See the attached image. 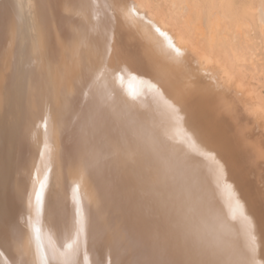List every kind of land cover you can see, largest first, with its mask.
<instances>
[{
  "label": "bare ground",
  "instance_id": "obj_1",
  "mask_svg": "<svg viewBox=\"0 0 264 264\" xmlns=\"http://www.w3.org/2000/svg\"><path fill=\"white\" fill-rule=\"evenodd\" d=\"M26 1L22 36L54 31L41 28L42 43L0 94V264H57L55 242L68 241L73 216L85 264H129L137 253L159 264L144 244L156 209L172 263L264 264V105L251 97L244 107L236 90L245 83L235 87L231 69L218 76L223 58L213 51L234 0H169L210 51L142 0ZM10 2L0 4L5 21L15 18ZM255 10L264 26V0ZM241 17L238 28L253 25ZM88 119L105 127L111 153L85 135ZM39 158L40 186L20 218L17 180L27 189ZM117 218L136 255L113 232ZM16 234L25 253L10 251Z\"/></svg>",
  "mask_w": 264,
  "mask_h": 264
},
{
  "label": "rangeland",
  "instance_id": "obj_2",
  "mask_svg": "<svg viewBox=\"0 0 264 264\" xmlns=\"http://www.w3.org/2000/svg\"><path fill=\"white\" fill-rule=\"evenodd\" d=\"M10 1L9 0H3V1L0 0V4L4 3V2L9 4V2H10V4L12 3V6H15L13 8L14 9V15H12V16H15V18L14 17H12V18L8 17V19H6V21H5V19L3 18L4 19L3 20L2 17L0 16V18L3 20V22L0 21L1 22L0 24L7 26V27H5L6 31H5L4 27L0 26V31H1L0 37H2L4 34L7 35L6 44L3 45V48L0 47V68H3V69L5 68L4 69L5 71L0 70L2 72V73L0 72L1 73L0 75H3L2 76L3 78L0 76L2 78V79L0 78V80H1L0 86H1V84L3 86V87L2 86L0 87L1 89L3 88V90H0L1 95L3 94L4 89H6L10 85H12L13 82H15L18 79L19 71H20V64L24 63L25 60L30 57L32 44L39 46L42 43L41 42V35H44V33H45L44 30H46V33H45L46 35H47V33H50V32L52 33V31H54L53 26L52 27L51 26H49V27L45 26L47 28H45L44 26L40 27V33L37 34L35 41L28 40L27 36H25V37H24V35L22 36V34L27 35V32H28L27 22L24 23V21H25L24 17L27 18L28 10H26V9L27 8L29 9L31 7L30 3L28 4V2L26 0L25 1L24 0H17V1L16 0H13V1L10 0ZM142 1H144V3H146L151 9H153V10L157 11L158 13L162 14L163 16H165L170 22H172L176 27L181 29L185 34L190 35V37L195 42H197L202 47H204L210 51L211 46L209 44L208 39L205 36L198 34V32L194 28V26L187 21L186 17L181 12L175 10V8L170 4L169 0H142ZM234 3H235V5L232 7L233 8V10H231L232 12L230 11L231 8L228 7L229 11H227V9L225 8V12L227 11V12H230L233 14V17H232L233 19H232V18H230L232 15L229 16L227 13V17L230 18L231 20H233L232 21L233 24H232L230 19H228L230 22L227 20V18H226V20L223 19L224 22L228 21L229 26L226 25V23H224V22L223 23L221 22V24H223V26L219 24L220 30L225 27L226 31L225 30L223 31V29H222L219 42L215 43L214 48H213L214 49L213 51L216 54L220 55L224 59V60L221 59L222 60L221 64L218 65V69H219L218 70V76L224 78L226 76H229L230 74L232 75V72L230 74L228 73L232 70L234 76L232 75L233 78L228 79V80L232 83H235L236 84L235 87L240 82L245 83V86H243V87L239 86L236 90L237 96L239 97V101L243 102L244 107L248 106L250 104V100H246V99H251V97H253L257 100H260L261 103L263 102L262 105H264V26L257 22V12H255L257 9L255 10V8L258 5V0H253V1L252 0H234ZM234 8H235V11H234ZM248 9H250L251 12ZM221 10L222 9H220V7L217 9L218 12ZM252 11H254V12H252ZM248 12H250L252 14H248ZM240 16H243V18L241 17L242 19L240 18L241 21L243 20V22H244L245 20L249 19L248 20L249 24L251 23L253 25H251V26L248 25L249 28H246V27H248L246 24V27L242 26V27L238 28L237 24H236V20ZM14 19H15V21H14ZM36 20L38 23V19H36ZM250 20H253V21H250ZM13 21L15 24L17 23L15 25L16 29L14 27ZM4 22H7V24L5 25ZM10 22H12V23H10ZM230 23L232 24V26L230 25ZM246 23H247V21H246ZM12 24H13V26H12ZM259 24L261 27L259 26ZM10 26H12L13 28ZM227 26H228V28H226ZM230 26H231V28H229ZM8 27L10 29H8ZM243 27H245V28H243ZM41 28H43L44 30H42ZM12 29L16 30V31L13 30L14 33H12L14 37L11 34V32H13ZM23 29H25V30H23ZM25 31H26V33H25ZM41 31H44V32L41 34ZM15 32H16V34H15ZM7 33L8 34L10 33V34L8 35ZM9 37H10V40H9ZM25 40H27V43ZM42 40H43V37H42ZM23 47H25V49ZM7 49H9V50L7 51ZM24 52H26L25 55L23 54ZM228 65H229V67H228ZM9 69L11 71H9ZM226 72H227V74H225ZM4 76H6V77L4 78ZM9 77H10V79H9ZM239 77L242 79H240ZM7 79H8V82L6 81ZM2 81H3V83H2ZM229 81H225V82H229ZM10 82H12V83H10ZM253 90H254V92L255 91L256 92L254 93ZM243 105H241V106H243ZM83 107H84L83 110L87 113L86 106L83 105ZM87 115H89V114L87 113ZM7 117L9 119V113H8ZM261 121H262L261 123H264V118ZM86 122L84 124V126H86V127H84V132H85V135L88 137V139L91 141V143L93 144L95 141L94 145L98 149H100L101 151L106 152V153H111L112 152L111 149L113 146H111V144L109 145V142L107 140L108 137H106L107 132H106L105 127L102 124H100L99 122L90 121V119H88V121H86ZM90 124L92 127L90 126ZM89 126H90V128H89ZM1 128L2 127H1V121H0V130H1ZM42 128H40V132H42L44 135V128H43V130H42ZM89 129H93V130L89 131ZM103 130L105 131V133L103 132ZM86 131H88L89 133ZM82 132H83V130H81L79 132L80 134H78V135H80L79 136L80 138L79 137L76 138L77 141L75 143V145L77 147L76 149H78L77 151L80 152V154L82 152V148L84 145V141H83V145H82V140H84V138H83L84 132L83 133ZM95 132L96 133L98 132V134H96ZM100 132H101V134H100ZM91 135H92V137H91ZM101 136H103V137H101ZM94 137L96 138V140L98 137V139L100 140V146L98 145L99 140L93 141V139H95ZM104 138H106V139H104ZM105 140H107L108 143ZM101 141H104V142L102 143ZM101 144L104 146H101ZM107 145H108L110 152H108V150H107L108 149ZM102 148L106 149V150H103ZM35 152L37 153L36 149H35ZM149 171H150V169H149ZM40 176H41V160L39 158V161H37V167L34 169V178L31 182L30 186L27 189H23V187L21 186V183L17 180V185H16V189H15V192H17V193H15L16 202H17L16 203L17 204L16 213H17V215L19 214L18 216H20V218H22V216H23L22 211L24 210V207L27 206V204L36 195V193L39 189L40 181H41ZM148 177L151 178L150 173H149ZM152 200L154 203V199H152ZM154 206L156 209L157 204H155ZM20 208H23V209L20 210ZM159 211H158V209H156V214H155L156 215V217H155L156 222L153 224L154 226L158 224L157 229L153 233L150 232L147 236L143 235V236H146V237H144V239H146V240L143 239L145 242L144 244L146 245L147 248H150L153 251H155L154 256H155V259L157 260V262H159V264H174L170 261V259H168L169 258L168 257L169 256V249L171 248V242H172L171 239L172 238L168 234L164 235V232L166 233V230H163V229H165L164 217H163L164 215L162 214V211H160V212ZM20 212L22 213L21 214L22 216L20 215ZM119 216H121V214L117 215V217H119ZM73 219H74V221H73L74 227L72 229L71 235L68 237L69 238L68 241H66V243H64V244L61 242H58V241H56V242L54 241L55 245H56L55 246V248H56L55 252H56V256H57V262H58L57 264H85L84 263L85 259H84V261L82 259V258H85L83 247H82V244L80 242V237L78 239V236H77L79 234H77V232H76L77 229H76V224H75L76 221L75 220H77V218L75 219V217L73 216ZM117 219H115L114 223H112V225L115 227L111 226V228L113 229V232L115 231L116 234L122 235L121 242H122V247L124 246L123 250H124V252H126V256H127V254H129V253L131 254L135 251L134 244H135L136 250L138 249L137 252H139L140 250H139V248H137L138 245H136V243L133 240L134 237L130 238V237H132V234L127 231V226L122 224L123 229H121L122 225H118V224H121L122 221H121V219H118V220ZM160 220H161V222H160ZM118 221H120V223ZM115 223L117 224V226ZM120 226H121V228H120ZM15 236L17 238L15 237L16 240L13 238V241L11 243L12 248L10 251L12 253L13 252L15 253V251H16V253H18L20 250V251H22L21 253H25L26 250L23 248V245L21 247V244H20L21 238H20L19 234H16ZM18 236H19V238H18ZM127 237H128V240H127ZM129 238L132 239L133 242H132V240H129ZM126 240H127V242H126ZM14 241H15V243H13ZM128 241H129V243H128ZM17 242H20V243H18L19 245L17 244ZM127 243L130 244L129 245L130 248L128 247L130 252L127 249V246H128ZM16 245H18V246L16 247ZM21 248H23V249H21ZM80 249H81V253H80ZM126 250H128V251H126ZM137 252H135L133 254L136 255ZM140 254L137 253L136 257L134 255H132L133 257H130L131 255L130 256L128 255L127 258L129 259V264H137V263H139V260L141 258L143 259V257L144 258L146 257V255H143V253H140ZM138 256H142V257L139 258ZM136 258L137 259L139 258V259L137 260ZM145 259H147V260H145ZM145 259H143V261H140V264H142V262H144L143 264H148V262H147L148 257H146ZM131 260L134 261L135 263H133ZM80 261L81 262L83 261V262L81 263Z\"/></svg>",
  "mask_w": 264,
  "mask_h": 264
},
{
  "label": "snow or ice",
  "instance_id": "obj_3",
  "mask_svg": "<svg viewBox=\"0 0 264 264\" xmlns=\"http://www.w3.org/2000/svg\"><path fill=\"white\" fill-rule=\"evenodd\" d=\"M39 199H40V197H39V195H37V201L39 202Z\"/></svg>",
  "mask_w": 264,
  "mask_h": 264
}]
</instances>
